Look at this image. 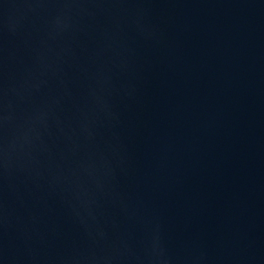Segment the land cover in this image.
Here are the masks:
<instances>
[{
    "label": "water",
    "instance_id": "water-1",
    "mask_svg": "<svg viewBox=\"0 0 264 264\" xmlns=\"http://www.w3.org/2000/svg\"><path fill=\"white\" fill-rule=\"evenodd\" d=\"M0 264H264V0H0Z\"/></svg>",
    "mask_w": 264,
    "mask_h": 264
}]
</instances>
